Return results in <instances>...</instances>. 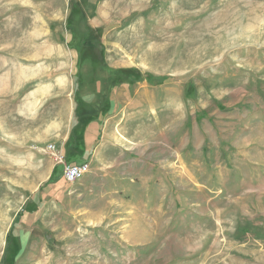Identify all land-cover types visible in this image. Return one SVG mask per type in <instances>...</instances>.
I'll use <instances>...</instances> for the list:
<instances>
[{"label": "rangeland", "instance_id": "374dc122", "mask_svg": "<svg viewBox=\"0 0 264 264\" xmlns=\"http://www.w3.org/2000/svg\"><path fill=\"white\" fill-rule=\"evenodd\" d=\"M0 264H264V0H0Z\"/></svg>", "mask_w": 264, "mask_h": 264}, {"label": "built area", "instance_id": "2783aa9c", "mask_svg": "<svg viewBox=\"0 0 264 264\" xmlns=\"http://www.w3.org/2000/svg\"><path fill=\"white\" fill-rule=\"evenodd\" d=\"M46 149L53 157L56 165L61 167L62 177L66 183H77L89 174L90 164L88 162L80 164H68L65 162L64 156L58 152L54 145H47Z\"/></svg>", "mask_w": 264, "mask_h": 264}]
</instances>
